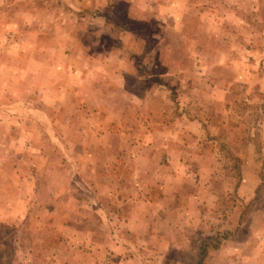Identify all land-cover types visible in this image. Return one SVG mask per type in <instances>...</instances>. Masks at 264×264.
<instances>
[{
  "label": "rangeland",
  "instance_id": "1",
  "mask_svg": "<svg viewBox=\"0 0 264 264\" xmlns=\"http://www.w3.org/2000/svg\"><path fill=\"white\" fill-rule=\"evenodd\" d=\"M0 89V264H57L98 197L191 205L171 264H264V0H4Z\"/></svg>",
  "mask_w": 264,
  "mask_h": 264
},
{
  "label": "crops",
  "instance_id": "2",
  "mask_svg": "<svg viewBox=\"0 0 264 264\" xmlns=\"http://www.w3.org/2000/svg\"><path fill=\"white\" fill-rule=\"evenodd\" d=\"M0 2L3 3L4 0ZM5 97V91L1 90L0 98L4 100ZM11 99L18 100L19 96L11 95ZM12 110L6 111L13 114ZM3 163L4 161L1 165ZM11 175H2L10 179V183L5 186V196H10L16 201L23 198L24 194L31 197L23 186L17 187L21 185L20 180H24L28 188L32 184L31 177L27 175L22 179L17 171ZM147 189L146 194H150ZM67 195L71 199L77 198V195L71 196L70 193ZM146 199L139 204L121 203L112 206L101 203L103 202L101 197L92 205L80 201L79 205L71 207L63 203V211L67 212L69 219H63V258L59 259L57 264L173 263L172 254L184 250L185 241L189 240L188 229L181 226L180 219L190 211L191 205L180 204L177 199L170 202L157 198L156 201L145 202ZM17 207L7 208L19 212V206ZM8 209L6 211H9ZM4 212L5 208L0 207V213ZM2 220L3 216L0 214V222ZM149 242L155 251L149 249L150 253L145 254L144 245L149 246Z\"/></svg>",
  "mask_w": 264,
  "mask_h": 264
},
{
  "label": "trees",
  "instance_id": "3",
  "mask_svg": "<svg viewBox=\"0 0 264 264\" xmlns=\"http://www.w3.org/2000/svg\"><path fill=\"white\" fill-rule=\"evenodd\" d=\"M210 247L217 248V245L214 244L213 239H207V240L201 241V246L199 248L198 261L196 264H204L205 263V259L208 255Z\"/></svg>",
  "mask_w": 264,
  "mask_h": 264
}]
</instances>
